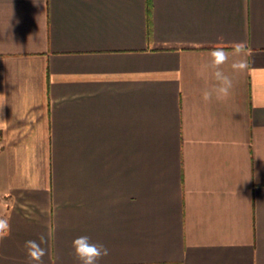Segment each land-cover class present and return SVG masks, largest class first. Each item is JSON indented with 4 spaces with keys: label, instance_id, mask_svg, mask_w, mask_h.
I'll use <instances>...</instances> for the list:
<instances>
[{
    "label": "crops",
    "instance_id": "1",
    "mask_svg": "<svg viewBox=\"0 0 264 264\" xmlns=\"http://www.w3.org/2000/svg\"><path fill=\"white\" fill-rule=\"evenodd\" d=\"M0 216V264H264V0H0Z\"/></svg>",
    "mask_w": 264,
    "mask_h": 264
},
{
    "label": "clouds",
    "instance_id": "2",
    "mask_svg": "<svg viewBox=\"0 0 264 264\" xmlns=\"http://www.w3.org/2000/svg\"><path fill=\"white\" fill-rule=\"evenodd\" d=\"M222 40L223 36L218 37ZM228 50L223 46L212 48L208 56L210 61L203 65L199 75L205 76L206 83L202 90V99L205 103L224 101L231 95L234 88L232 76L226 74L223 65L231 60L230 67L233 72H244L248 67L247 50L244 42H233ZM211 83H208V81ZM11 234V225L8 218H0V240ZM37 240L25 241L24 249L29 264H42V259L46 255V249L41 245L47 242L45 235L41 234ZM72 248L75 257L81 264H98V261L107 255L109 250L100 243L90 242L87 236H80L73 240Z\"/></svg>",
    "mask_w": 264,
    "mask_h": 264
},
{
    "label": "built area",
    "instance_id": "3",
    "mask_svg": "<svg viewBox=\"0 0 264 264\" xmlns=\"http://www.w3.org/2000/svg\"><path fill=\"white\" fill-rule=\"evenodd\" d=\"M0 218H4L3 216H0Z\"/></svg>",
    "mask_w": 264,
    "mask_h": 264
}]
</instances>
